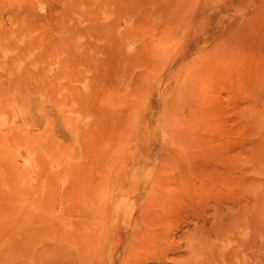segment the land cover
<instances>
[{"label": "rangeland", "instance_id": "rangeland-1", "mask_svg": "<svg viewBox=\"0 0 264 264\" xmlns=\"http://www.w3.org/2000/svg\"><path fill=\"white\" fill-rule=\"evenodd\" d=\"M183 11L0 116V264H264V0Z\"/></svg>", "mask_w": 264, "mask_h": 264}, {"label": "bare ground", "instance_id": "bare-ground-1", "mask_svg": "<svg viewBox=\"0 0 264 264\" xmlns=\"http://www.w3.org/2000/svg\"><path fill=\"white\" fill-rule=\"evenodd\" d=\"M193 4L194 0H14L7 4L0 2V116L5 113L15 116L19 113L18 103L20 105L21 102H30L34 90L47 84L52 72H63L76 65L82 57L81 52L88 51L87 44L84 47L76 38L101 37L111 41L117 38L142 37L146 33L144 25H147L148 21L160 26L163 22L178 20L182 17L180 12L189 11ZM89 44L94 48L93 42ZM90 45L88 49L91 48ZM90 249L85 250L87 257L90 255ZM104 251L105 247L97 248L95 254L104 258ZM112 254H107L110 259H101L98 264H113ZM87 257L88 260H85L82 248L79 247H56L44 253L42 260L34 259V264H65L62 260L66 264H75L76 261L94 263V257L91 258L92 262H89L90 256Z\"/></svg>", "mask_w": 264, "mask_h": 264}]
</instances>
